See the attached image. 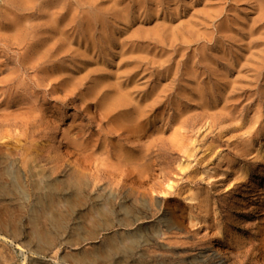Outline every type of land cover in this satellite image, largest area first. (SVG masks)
<instances>
[{
	"label": "rangeland",
	"instance_id": "1",
	"mask_svg": "<svg viewBox=\"0 0 264 264\" xmlns=\"http://www.w3.org/2000/svg\"><path fill=\"white\" fill-rule=\"evenodd\" d=\"M0 1L2 29L14 13L22 26L0 30V264H264V0H85L89 44L70 30L51 65L34 58L57 25L41 0L28 13ZM109 32L124 62L95 55ZM103 60L136 67L134 98L152 105L140 128L96 107ZM68 169H82L83 192L47 190Z\"/></svg>",
	"mask_w": 264,
	"mask_h": 264
},
{
	"label": "bare ground",
	"instance_id": "2",
	"mask_svg": "<svg viewBox=\"0 0 264 264\" xmlns=\"http://www.w3.org/2000/svg\"><path fill=\"white\" fill-rule=\"evenodd\" d=\"M3 1H4L3 4L8 5V6L10 5L9 7H11V5H12L13 7L14 6H22V8H25V9L27 8L26 10H27V13H28V8H30L28 5H31L33 3V1H35V0H3ZM77 1H79L78 3L80 5V7H81V10H80V12H79L78 15L75 14V11L73 10V3L74 2H72L71 0H41L38 3L39 10H41L42 13H44L45 17H47V18H50L51 17L52 21L55 22V23H57L56 26L53 25V24H52V26H49V29H50L51 33L54 34V36H52V37H49L48 35L45 36L44 42L46 41V43H45L46 45H45V47H43L44 48V51L43 52H38L35 55V57H34V58H36V56H39L40 60H42L41 62H43L42 63L43 65H47V64H50V63H56V62H58V60H59L58 57L60 56L61 51L62 52H68L70 50V48H69L68 45L70 44L69 43L70 40L75 37V36H72L73 35L72 32H74L77 27L82 29L80 31V33H79V36H80L81 39H80V41L78 43H80V45L83 44L84 46H86L87 43L89 44L88 40L87 39L85 40V37H86V31H88L89 30V27H90L89 26L90 17L89 18L87 17V14H86V11H85L86 7L84 8L85 0H77ZM135 2H136V0L134 1V4H135ZM74 5H76V4H74ZM137 5L140 6V2H137ZM4 7H6V6H4ZM36 7H37V5H36ZM114 7H116V6H114ZM3 10H5V8ZM35 10H37V9H35ZM109 11H111V9ZM7 13L8 14L5 15V18H7L8 15H9V12H7ZM22 13H24V12H22ZM15 14L16 13H14V15L11 14V16H9L6 19L8 21V23L6 24L7 26H4L3 29H2V24L0 25V30H2V32L6 33V34H9V35L10 34L15 35L14 38H16L17 36L19 37L21 35V31H22V26H21L20 20H19V18ZM52 16H54V18H52ZM116 16L117 15L114 16L115 19H116ZM2 17H3V15H2ZM38 17H40V16H38ZM95 17H94V19H95ZM2 19H4V18H2ZM26 22H28V21H26ZM30 22H31V20H30ZM38 22L40 23L41 21L38 20ZM32 23H34V21ZM26 25H27V23H26ZM98 26H99V24H98ZM101 28H102V26H101ZM70 30H72V32L71 33H68ZM98 30H100V29H98ZM39 31H40V29H39ZM89 32H90V30H89ZM23 33H25V34H23ZM23 33H22V38L24 36L27 39L29 37V35H30V33H28V32L26 33L25 31ZM59 33L62 34V38H63L62 40L55 38V36L57 34H59ZM96 33H97V30H96ZM99 33H100V31H99ZM1 34H3V33H1ZM45 34H47V32H45L44 35ZM88 35H89V33H88ZM34 37H36V36L35 35L34 36L31 35V37H29V38H30V40L31 39L34 40L33 39ZM41 37H43V36H41ZM13 39H11V40H13ZM88 39H90V38H88ZM100 40L102 42L101 41L100 42H96L95 41L96 42L95 44L99 47V50L101 49L99 51L98 48H97V51H96V54L95 55H97V53H98L99 54L97 56L98 58L100 57V58H103L105 60V57H107L108 59L109 58L111 59L112 55L113 56L114 55H117V57L119 58V61L124 62V55L126 54V52H124L123 49H122L123 42H118V40L117 41L114 40V38L112 36V32H109L108 35L101 36V39ZM24 41L26 42V40H24ZM64 41H66V43L68 44V45L66 44L67 47H66V45L64 43H62ZM114 41L117 42V45L119 47V51L116 52V53H114V52L112 53V52L107 51L108 49H106V48H108L109 46H111L114 43ZM40 44L42 46V43H40ZM16 45H17V43H16ZM58 45L60 47H56ZM63 45H65L66 48H63V50H62V46ZM101 45H104L106 47L105 49H103V51H102V48H100V47H102ZM18 46H17V48H19ZM91 48H93V47H91ZM94 49H95V47H94ZM20 50H22V49L20 48ZM91 50H93V49H91ZM27 51H28V49H27ZM70 52L71 53L69 55L67 54L68 55L67 57H65V58L62 57L64 59V61H66V60L67 61L68 60L71 61V59H74V55L76 54V52L75 51H70ZM82 52L84 53V51H82ZM93 53H94V50H93ZM63 54L64 53H62V56H63ZM88 55H90V54H88ZM39 58L36 61H34L35 59L32 58L33 61H34L33 64H35V62H37V61L39 62ZM104 60L102 61V63H100L99 65H97V68L94 67L95 69L93 68V70L91 72V73H94V74L100 73L102 78L103 77L106 78L103 82H98L94 86L95 87V92H96L95 96H97V97H104L105 98V102L103 104H101L99 102V106L96 105V107H98L99 111H100V109L102 110L103 113L102 112L101 113L105 117H109V118L111 117V119L113 118L111 121H112V123H114V126H116V128L118 130L125 129L126 131H129L130 132L132 129L134 130L137 127H139L141 121H145L147 119L146 117H148V113L151 111L152 105H151V103H149L150 101L148 100V98L146 100L142 101L141 102L142 104H140L139 102H137L135 100V98H134V95L133 94L135 92H139V87H138V83H137L138 81L135 80V78L138 76V72L135 70V68H136L135 66H132V67L128 68L130 65L128 63H125L124 70H121L120 71V69L117 68L115 71L113 70L114 72H110V71L107 70L108 67H106L104 65L105 64V61ZM59 62H60V60H59ZM66 63H68V62H66ZM40 65H41V63H40ZM48 69H50V68H48ZM7 72H8V70H7ZM63 74L65 75V73H63ZM67 76H69V75H67ZM54 77H55V75H54ZM122 77L124 78V80H120ZM49 80H50V78H49ZM95 104H97V103H95ZM122 112H123V114L122 115H119ZM112 129H114V127H112ZM110 133H111V131H110ZM23 154H25V153H23ZM27 155L31 159L30 162H32V163L35 162L36 163V157H34L35 155L33 157L30 156L29 154H27ZM26 162H28V159H26L24 161L22 160V164L25 165ZM57 169L58 168L56 166H53V167H51L50 171H51L52 174H54V173H56ZM130 171H132V170H130ZM7 175L8 174L6 173L4 176H7ZM50 176H51V174H50ZM47 178H49V177L47 176ZM84 179H85V175L83 174L82 169H68L66 171V173L64 174V176L61 179H57V180H55L53 182L52 181L51 182H48V184L46 185V188H48L47 190H50V192H53L55 190V188L57 187V188H60L61 191L64 194H67V195L79 194V193H82L83 192L82 190L84 189V187H86V182L84 181ZM122 197H123L122 198L123 200L121 202V205H120L121 207L120 208L122 210H124V211H128V209L130 207H132V205L135 202H138V198L135 196V194L132 191L122 194ZM67 198L69 199L70 197H67ZM66 202H68V201H66ZM140 215H142V214H140ZM141 218H143V217L142 216L141 217H135V220H133V222L134 221H137L138 222V220H140ZM169 221H166L165 222V226H166L167 230L172 228V224ZM81 222H82V220H81ZM33 227H35V226L33 225ZM34 232H35V235L38 238H41L42 237V235L36 229H34ZM136 237L137 236H135V238H134V236H133V238H130L129 237V241H130V244L131 245H133V244L136 245V241H137V238ZM149 237H151V236H149ZM142 242L143 241H141V243Z\"/></svg>",
	"mask_w": 264,
	"mask_h": 264
}]
</instances>
